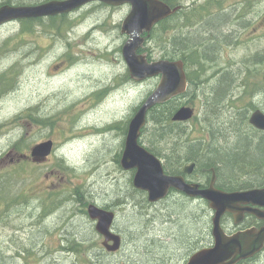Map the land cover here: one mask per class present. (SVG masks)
Here are the masks:
<instances>
[{
	"label": "rangeland",
	"instance_id": "1",
	"mask_svg": "<svg viewBox=\"0 0 264 264\" xmlns=\"http://www.w3.org/2000/svg\"><path fill=\"white\" fill-rule=\"evenodd\" d=\"M20 1L26 6L45 2ZM191 1L181 0L183 12L187 8V15L207 19L186 31L182 13L168 22L166 34L156 28L150 37L145 35L139 53L149 62L176 61L183 54L178 49L185 46L183 41L194 42L198 50L187 55L197 57L201 70L198 76L193 65L187 70L195 78L201 76L192 101L198 117L185 126L192 131L193 125L209 129L216 125L219 132L235 124L237 141L251 133V115L256 110L264 113V0H255L258 15L248 17V25L225 14L237 0H220V9L212 0L207 5H214L210 13L205 12V3L195 0L191 7ZM6 2L0 0V5ZM130 11L129 5L94 3L55 22L44 19L34 34L22 32L20 21L0 28V264H176L171 259L174 253L185 257L191 253L189 246L213 243L214 213L207 202L188 201L171 192L166 200L151 204L148 195L133 186L135 171L121 167L130 122L159 84L156 79L138 82L130 76L122 54L129 39L122 34V25ZM219 18L225 21L220 23ZM223 26L217 40L206 39L205 31L212 27L217 32ZM206 47L210 54L204 57ZM227 81H232V88L221 99L223 104L215 106L224 116L209 119L206 101L220 98ZM152 123L148 113L141 135L147 149L154 143L149 134L157 133ZM252 133L253 142L256 134L264 137L255 129ZM174 134L172 138L179 137L174 143H181L184 136ZM196 136L206 138L199 129ZM49 140L54 142L52 155L34 163L32 149ZM175 147L170 145L167 153L158 145L153 148L165 164ZM191 163H184L182 170ZM7 180L13 183V193L24 196L9 207L1 199V184ZM53 201L58 207L44 213ZM90 205L116 213L113 231L123 241L118 253L107 254L97 223L88 216ZM72 228L79 237H70ZM202 235L206 240L200 243ZM240 264H264V254Z\"/></svg>",
	"mask_w": 264,
	"mask_h": 264
},
{
	"label": "water",
	"instance_id": "2",
	"mask_svg": "<svg viewBox=\"0 0 264 264\" xmlns=\"http://www.w3.org/2000/svg\"><path fill=\"white\" fill-rule=\"evenodd\" d=\"M93 3L114 7L127 4L131 6V11L122 25V34L129 37L122 54L130 75L135 81L161 77L156 90L135 113L126 137L121 166L126 171L136 170L134 187L146 192L151 203L163 200L171 189L189 197L203 198L210 203L214 212L212 228L214 244L196 252L188 264H237L254 257L264 249V227L230 236L223 229L221 221L227 212L243 213L244 209L236 207L238 204L264 207V188L224 192L214 187L215 180H213L210 188L200 190L198 185L187 184L183 177L168 175L163 162L140 143L149 111L156 105L168 103L187 90L188 81L183 61L162 60L151 63L146 56L139 53L145 42L143 37L145 32L150 34L155 25L174 15L180 8H172L162 0H52L34 6L3 5L0 7V27L24 19L71 14ZM194 115L195 110L192 107L183 106L174 114L173 121L188 122ZM250 124L257 130L264 131V113L261 110L255 111L250 117ZM53 147L52 140L34 147L31 152L33 162H45L52 154ZM192 170L193 166H190L186 172L190 173ZM246 210L250 209L246 208ZM88 213L92 220L98 221L96 230L105 238L103 245L106 249L109 252L118 251L122 239L112 231L115 213L96 205H90ZM257 215L264 217L261 213ZM110 242L113 244L111 245Z\"/></svg>",
	"mask_w": 264,
	"mask_h": 264
},
{
	"label": "trees",
	"instance_id": "3",
	"mask_svg": "<svg viewBox=\"0 0 264 264\" xmlns=\"http://www.w3.org/2000/svg\"><path fill=\"white\" fill-rule=\"evenodd\" d=\"M51 0H45V2H48ZM169 4L170 6H176L179 4L180 0H162ZM4 4H11V5H17L21 6L25 3L23 1L17 0L13 3V0H7ZM1 6V5H0ZM211 9L210 6H205V12H208ZM52 22H55L58 18L57 17H51L48 18ZM220 23L225 21V18H219L218 19ZM168 20L162 22L156 29L161 30L166 34V30L168 32ZM22 25V32L31 33L34 34L36 26H42L44 23V19H26L20 21ZM227 25V24H226ZM225 29V26H223L220 30L217 32L214 31V29L211 27L209 28V32L205 31L208 35L207 40H217L218 37L221 35L220 32H223ZM212 33V35H210ZM164 35L161 36V38ZM185 46L181 48V46L178 47L180 51L183 52V54L180 56V59L184 60L186 62V66L189 67L193 65V68L195 70V73L198 76V72L201 70L200 67H198L195 63H198L197 57H190L187 55V53H192L193 51H197V46H194L195 43L191 41H183ZM193 47V48H192ZM181 48V49H180ZM210 47H206L203 56L207 57ZM178 52V51H177ZM175 59L177 58V54L170 53L168 54ZM170 60H173L171 58ZM201 61V60H200ZM189 88L188 92L190 95H195L199 93L200 89V77H193L191 73H189ZM192 86V89H191ZM197 88V89H196ZM232 88V81L229 84V82H225V84H222V87L219 90L221 97L215 96L214 98H210L206 101V113L208 118L212 117L215 119L216 117H222L224 114L218 113L215 110V106H221L223 104L221 102V99L224 98L226 95V92ZM196 89V90H195ZM249 92H246V95H248ZM187 104V103H184ZM182 102L181 99H173L165 104L156 105L154 108L150 110V121L153 122L154 130L157 131V133L153 132L149 134L153 144H150V150L153 154L160 157V155L154 150V145H158L159 149L162 152H166L165 150H169V146L174 144L176 145L175 148H173V156L167 157V162L164 164L166 173L168 174H176L180 173L182 171V165L185 163V161H192L195 165L197 170L201 171L202 169H205L207 172V175L211 176L209 173V170L211 168H214L217 174V186L218 188L223 189L224 191H244V190H250L255 189L258 187L264 186V137H261L260 135L256 134L257 140L256 142H253L254 134L252 133L253 128L249 127L251 133L246 136L245 138L238 139L235 141L237 137V132L234 131L236 128L235 124H232V126L228 129L221 128L218 132V128L216 125L212 129L204 127V124H202L200 127L195 128V130L190 131L185 125L181 123H175L172 121V117L174 113L181 107ZM255 109V107H252ZM210 113V115H209ZM209 118V119H210ZM149 125V122H148ZM148 127H146L147 130ZM204 131L208 130L209 132L212 131V142H207L205 138H198L196 136L197 130ZM194 131V138L190 137V134ZM231 132L232 134L228 137V134ZM263 133L264 132H260ZM179 134L180 137L184 136V139L182 140V144L177 141V143H174L175 139H179V137L172 138L175 134ZM233 136V138H231ZM236 136V137H235ZM188 137V138H186ZM172 138V139H171ZM224 141V143H222ZM165 144L167 146L166 149H163L159 144ZM167 153V152H166ZM120 159V158H119ZM63 161V160H62ZM61 161V162H62ZM15 183H17L18 180H13ZM2 197L1 199L7 204L9 207L10 205L17 204V198L20 196H23V194L20 193H13V183L11 180L3 181L2 182ZM53 195H49V198H52ZM10 197V198H9ZM24 197V196H23ZM48 201V199H47ZM130 201V200H125ZM127 203V202H126ZM203 203H206L203 202ZM208 203V202H207ZM59 205V202L53 201L49 204V207L47 210H44V213H50L54 211ZM203 226V225H202ZM204 227V226H203ZM70 237L75 238L79 237L80 235H77V233L74 232L73 228L70 232ZM77 251L79 250V246L76 247ZM38 256H42L39 253H36ZM44 258L41 259V261ZM40 261V262H41ZM38 263V262H37ZM36 263V264H37ZM11 264H17L11 263Z\"/></svg>",
	"mask_w": 264,
	"mask_h": 264
},
{
	"label": "flooded vegetation",
	"instance_id": "4",
	"mask_svg": "<svg viewBox=\"0 0 264 264\" xmlns=\"http://www.w3.org/2000/svg\"><path fill=\"white\" fill-rule=\"evenodd\" d=\"M217 4L219 5L220 0H216ZM223 1V0H221ZM210 2H212V0H197V3H205L206 5H208ZM195 3V0L191 1V5H193ZM214 5L210 6L211 9L213 8ZM193 7V6H191ZM258 7V3L255 0H237L235 2H232L231 6H228L225 10H227V12L225 13L227 16H229L230 18H240L238 22L242 23V24H247L249 23V21H251L248 17H250L251 19H255L258 15V12L256 11ZM211 9L207 12L210 13ZM185 10V8H184ZM183 10V11H184ZM213 11V10H212ZM187 13V8L186 11L184 12V14ZM220 14L221 16L224 14L223 10H220ZM264 17V12L261 14ZM176 18V17H175ZM204 20L199 21V23H203ZM189 25H192V23H189ZM190 27L188 25H185V30L187 31V29H189ZM182 30V28H181ZM231 34V33H229ZM170 60V59H167ZM156 80H159V78H156ZM189 97L190 99L187 101V106H192V101L193 99H196V96L194 95H190L188 90L181 96H177V99H185L186 97ZM190 104V105H188ZM250 119V118H249ZM250 124V121H249ZM251 125V124H250ZM251 127L253 128V130H257L255 127H253L251 125ZM259 131V130H257ZM205 140L207 142H212V131L209 132L208 130H205ZM260 132H264V131H260ZM186 162H192V161H186ZM185 162V163H186ZM190 166H193V170L188 173L186 172V169ZM190 166H187L184 168V170H182L180 173H176V174H171L173 176H180L183 177V179L185 180V182L187 184L190 185H198L199 189L201 190H205L208 189L212 186V182L213 180H215L214 183V187L224 191L221 188H218L217 186V174L214 168H211L209 170V173L211 174V176L207 175V172L205 169H202L200 173H198L197 171H194L196 168V165L192 162ZM182 169V168H181ZM199 174V175H196ZM258 188H264L263 187H258ZM256 189V188H255ZM252 190V189H250ZM247 191V190H244ZM173 195H177V196H181L182 198L184 197L186 200L188 201H192V202H205V200L203 199H199V198H190L188 196H186L184 193H181L180 191H177L175 189L171 190ZM170 192V193H171ZM224 192H238V191H224ZM169 193V195H170ZM237 208H242L244 209L243 213H240L238 211L235 212H228L222 219V227H224L225 232L228 235H234L237 233H240L242 231H246V230H252V229H256V230H260L261 228L264 227V217H260L257 215V213H261L264 215V207L262 206H258V205H253V204H238L236 205ZM246 208L250 209V210H246ZM251 210H254L256 212H253ZM206 230V227H203ZM200 243L205 242L206 237H204L203 235L200 236ZM214 239V238H213ZM214 244V240L212 244H209L208 246L204 245V247L201 248V244L192 249L191 246H189L187 249L188 251H190V254H186L185 257H181L180 255H178L176 252L171 256V259H174V261L176 262V264H188L189 260L191 259V257L198 251L207 248V247H211ZM107 254H111V253H107ZM185 254V251L182 252V255ZM260 254H264V250L262 251V253ZM258 254V255H260ZM258 255H256L255 257H257ZM254 257V258H255ZM251 258V259H254ZM248 259V260H251ZM246 260V261H248Z\"/></svg>",
	"mask_w": 264,
	"mask_h": 264
},
{
	"label": "bare ground",
	"instance_id": "5",
	"mask_svg": "<svg viewBox=\"0 0 264 264\" xmlns=\"http://www.w3.org/2000/svg\"><path fill=\"white\" fill-rule=\"evenodd\" d=\"M69 16H71V15H69ZM74 20V19H73ZM105 131H103V133H104ZM202 190V189H201ZM206 190V189H205ZM224 228V227H223ZM263 262V261H262Z\"/></svg>",
	"mask_w": 264,
	"mask_h": 264
}]
</instances>
